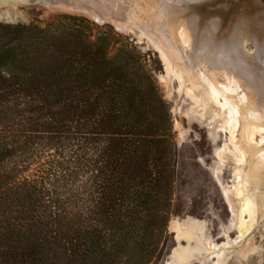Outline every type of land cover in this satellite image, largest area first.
Instances as JSON below:
<instances>
[{
    "label": "rangeland",
    "instance_id": "rangeland-1",
    "mask_svg": "<svg viewBox=\"0 0 264 264\" xmlns=\"http://www.w3.org/2000/svg\"><path fill=\"white\" fill-rule=\"evenodd\" d=\"M211 21L228 28L215 48ZM22 27L50 30L34 48L39 64L107 38L108 56L132 63L156 125L168 127L172 185L148 264H264V0H0V51L33 42ZM82 150L39 141L20 177L42 178L65 223L92 190Z\"/></svg>",
    "mask_w": 264,
    "mask_h": 264
},
{
    "label": "trees",
    "instance_id": "trees-1",
    "mask_svg": "<svg viewBox=\"0 0 264 264\" xmlns=\"http://www.w3.org/2000/svg\"><path fill=\"white\" fill-rule=\"evenodd\" d=\"M20 31L33 42L0 51V264H148L172 185L168 127L156 125L132 63L108 56L107 38L39 64L34 48L46 44L49 28ZM43 140L83 147L92 190L68 223L51 211L42 178L20 179Z\"/></svg>",
    "mask_w": 264,
    "mask_h": 264
},
{
    "label": "bare ground",
    "instance_id": "bare-ground-1",
    "mask_svg": "<svg viewBox=\"0 0 264 264\" xmlns=\"http://www.w3.org/2000/svg\"><path fill=\"white\" fill-rule=\"evenodd\" d=\"M102 3H103V1H102ZM107 4H108V3H107ZM163 16H164V15H163ZM154 18H155V17H154ZM155 21H156V20H155ZM221 24H222V22H221ZM221 24H219V26L217 27L216 22L213 23V21H211L210 24L208 25V28H210V30H211V32H212V33H211V34H212V37H211V39L209 38V39L211 40L210 43H211V44H214V46L212 45L214 48H215L216 46H215V43L212 42L213 38H214L215 40L220 39V40L224 41V40H223V37L227 36V33H225V32L228 31V30H227L228 28H227V29H226V28H225V29H224V28H221V29H220L221 32L219 31V27H220ZM184 30H185V29H184ZM222 30H223V31H222ZM226 30H227V31H226ZM232 32H233V31H232ZM207 35H208V34H207ZM216 38H217V39H216ZM232 39H233V38H232ZM232 39H231V40H232ZM225 40L228 41L229 39H225ZM213 41H214V40H213ZM230 42H231V41H230ZM226 43H228V42H225V43H224V42H223V43L221 42V44H226ZM219 44H220V43H219ZM221 46H222V45H221ZM223 46H225V45H223ZM227 47H228V45H227ZM181 51H182V50H181ZM167 64H168V63H167ZM168 66H169V64H168ZM223 66H224V65H223ZM225 66H226V65H225ZM226 68H227V67H226ZM222 69H223V68H222ZM169 70H170V68H169ZM231 71H232V70H231ZM231 71H230V73H231ZM172 75H173V74H172ZM223 75H225V74H223ZM234 75H235V74H234ZM212 77H213V76H212ZM262 77H263V76H262ZM227 78H228V77H227ZM184 80H185V79H184ZM206 81H207V80H206ZM208 81H209V80H208ZM212 81H213V80H212ZM221 82H222V80H221ZM226 82H227V81H226ZM229 82H230V81H229ZM180 83H183V82H180ZM209 83H210V82H209ZM240 83H242V82H240ZM240 83H239V86H238V91H240V93H241V90H242L243 88H242V84H240ZM217 84L219 85V83H217ZM245 84H246V83H245ZM218 85H217V86H218ZM236 91H237V90H236ZM245 91H246V89H245ZM245 91L242 90V95H244L245 93L247 94V91H246V92H245ZM248 93H249V90H248ZM246 94H245V95H246ZM248 95H251V94H248ZM221 96H222V95H221ZM223 97H224V96H223ZM227 99H228V98H227ZM229 100H230V99H229ZM229 100H228V101H229ZM262 101H263V100H262ZM250 104H251V103H250ZM250 104H249V105H250ZM223 105H224V104H223ZM262 106H263V105H262ZM244 107H245V106H244ZM259 107H260V106H259ZM259 107L257 106V107H255V108H258V109H259ZM244 109H245V108H244ZM263 109H264V108H263ZM259 110H260V109H259ZM248 111L250 112V110H248ZM254 112H255V111H254ZM258 112H259V111H258ZM261 112H263V111L261 110ZM259 113H260V112H259ZM230 114L234 116L235 113H234V111H233V114H232V113H230ZM252 114H253V112H252ZM252 114H251V115H252ZM255 114H257V113H255ZM260 114H261V113H260ZM262 114H263V115H261V116H259V117L263 118V117H264V113H262ZM235 115H236V114H235ZM262 116H263V117H262ZM229 117H230V116H229ZM254 117H255V116H254ZM257 117H258V115L256 116V118H257ZM246 118H247V117H246ZM230 119H233V118L231 117ZM248 119H249V118H248ZM248 119H247V120H248ZM257 119H258V118H257ZM263 119H264V118H263ZM259 120H260V119H259ZM231 121H233V120H231ZM262 121H263V120H260V122H262ZM255 122H256V120H255ZM263 123H264V122H263ZM263 123H262V124H263ZM250 149H251V148H250ZM263 155H264V152H263ZM262 157H263V156H262ZM251 205H252V204H251Z\"/></svg>",
    "mask_w": 264,
    "mask_h": 264
}]
</instances>
